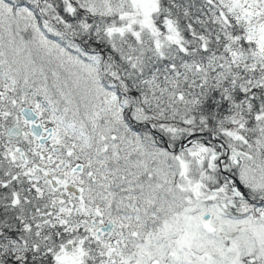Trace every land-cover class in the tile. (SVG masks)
Instances as JSON below:
<instances>
[{"label":"snow or ice","instance_id":"6c2138e0","mask_svg":"<svg viewBox=\"0 0 264 264\" xmlns=\"http://www.w3.org/2000/svg\"><path fill=\"white\" fill-rule=\"evenodd\" d=\"M0 264H264V0H0Z\"/></svg>","mask_w":264,"mask_h":264}]
</instances>
